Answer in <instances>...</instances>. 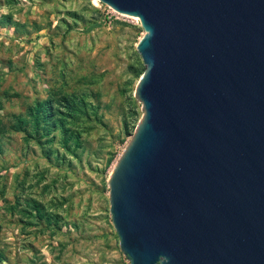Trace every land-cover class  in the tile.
I'll use <instances>...</instances> for the list:
<instances>
[{"label":"water","instance_id":"water-1","mask_svg":"<svg viewBox=\"0 0 264 264\" xmlns=\"http://www.w3.org/2000/svg\"><path fill=\"white\" fill-rule=\"evenodd\" d=\"M100 1L143 30L106 177L127 264H264V0Z\"/></svg>","mask_w":264,"mask_h":264},{"label":"rangeland","instance_id":"rangeland-1","mask_svg":"<svg viewBox=\"0 0 264 264\" xmlns=\"http://www.w3.org/2000/svg\"><path fill=\"white\" fill-rule=\"evenodd\" d=\"M142 32L100 0H0L2 118L50 89L84 92L89 103L77 120L79 142L65 146L58 134L51 142L58 157L22 131L1 136L0 264H127L106 177L140 115L133 90L144 64L134 46ZM14 195L57 212V223L9 212Z\"/></svg>","mask_w":264,"mask_h":264},{"label":"trees","instance_id":"trees-1","mask_svg":"<svg viewBox=\"0 0 264 264\" xmlns=\"http://www.w3.org/2000/svg\"><path fill=\"white\" fill-rule=\"evenodd\" d=\"M2 18L7 22L10 20L8 19L9 16L5 14ZM143 69L144 67L136 70L137 79ZM85 95L84 92H65L50 89L45 97H35L29 103H26L23 111L9 112L6 120L0 115V138L8 130L22 131L26 139L33 137L40 144L41 150L47 158H50L52 154L58 157V149L51 144L57 134L65 146L68 142H79L80 130L77 127L79 125L77 120L80 119L82 114H86L89 108ZM1 144L0 139V151ZM111 159L112 156L110 155L106 163L109 164ZM21 202L23 205L20 206ZM6 207L11 213L15 211L24 215L28 213L38 218L39 221L44 220L48 227L55 224V222L57 223L58 220L57 212L48 210L40 201H36L32 197H24L19 202L18 196L14 195L13 202L8 203ZM32 209L35 214L32 213ZM2 258L3 253L0 250V260Z\"/></svg>","mask_w":264,"mask_h":264},{"label":"bare ground","instance_id":"bare-ground-1","mask_svg":"<svg viewBox=\"0 0 264 264\" xmlns=\"http://www.w3.org/2000/svg\"><path fill=\"white\" fill-rule=\"evenodd\" d=\"M130 16H133L135 19H136V22H139V19H138V17L137 16H135V15H131V14H129Z\"/></svg>","mask_w":264,"mask_h":264}]
</instances>
